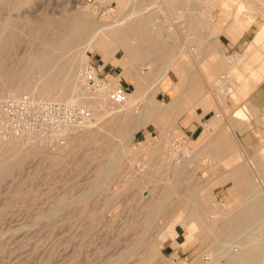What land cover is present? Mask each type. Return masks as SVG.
I'll return each instance as SVG.
<instances>
[{
    "label": "rangeland",
    "instance_id": "374dc122",
    "mask_svg": "<svg viewBox=\"0 0 264 264\" xmlns=\"http://www.w3.org/2000/svg\"><path fill=\"white\" fill-rule=\"evenodd\" d=\"M186 1L181 5L178 4L174 9H170V0H128L124 5L118 0H33L20 7L19 10L6 7L0 9V21L6 17H12L19 27L26 21L37 22L43 19H53L56 25H59L64 21L65 14L87 10L92 13L94 23H109L113 20L124 19L123 26L131 24V22L132 24L137 23V25L141 23L147 25L152 34H156L153 31L154 28H159L158 34L161 38L163 37L164 44L169 45L166 46L171 51L169 56L179 57L181 55L179 59L188 66L187 69L189 68L202 81V91L201 94H198V98L202 97L203 99V102L201 101L199 104L196 103L197 95L193 96L192 100L189 98L190 96L187 99V90L189 89L186 86H175L174 83L177 82L178 75L171 73L170 83L165 87L160 86L154 89L152 93L155 99L154 103L161 108V103L170 101L172 96L179 95L181 101L184 100L182 104L184 111L177 118L175 126L173 118L172 122L164 125L151 115L148 117L150 121L146 123L145 127L135 130L133 125L141 116L142 109L144 110V102L140 100L138 102L142 103H135L137 106L133 105L135 108L131 107L125 117L129 123L134 121L128 130L130 134L132 132L133 137L126 142L122 141V134L117 127L121 120L120 115L118 118H114L115 115L103 116L97 120L98 122L93 120L96 124L92 123L88 129L78 131L79 133H74L75 136L72 134L62 141L36 135L33 138L30 137L31 135L23 136L25 139L22 136L14 137L22 144L36 143L35 145L42 151L38 150V153L25 159L21 168L15 170L16 172L12 171L0 185V264H103L105 260L113 259V264H228L229 261V264H237L230 260L232 259L231 255H237L248 240L264 236V213L228 241L218 242L212 239H202L201 235L199 236L201 228H206L208 231L210 229L211 234L213 230L219 234L221 229L218 228H222L220 224L229 219L233 213L242 211L245 194L248 193L249 200L256 198L264 203V179L257 169L259 163H264V106L256 104L253 100L254 93L264 82V70L263 73L259 72L258 79L257 77L250 78L251 72L261 66L262 55L261 52L253 47L249 48L248 45L264 23V0H254V4L259 7L260 12L255 16L253 24L236 39L230 36L229 30L233 22L231 18L238 11L236 4L232 7L229 3L227 7V5L223 6L219 0H214L213 4L207 0ZM239 15L246 17L248 14L246 10H241ZM200 16L206 22L203 29L195 26V21L199 20L196 18ZM27 41L28 37L20 32V35L17 36L16 46L11 50L10 59L13 56H19V54L21 56L28 50ZM132 41L137 44L135 40ZM79 48L80 51L75 48L78 56L82 51V46ZM84 53L83 59L102 68V72L109 78H116L123 70V61H121L123 51L121 49L117 50L115 55L109 54L106 62L102 59L103 51L86 49ZM215 56L222 58L237 56L241 60L239 69L242 71V79L233 78L229 95L222 96L217 86L213 85L214 79L222 75L223 72L216 74L208 82L204 80V69L210 63L208 58ZM147 57L136 58L134 59L136 61L132 60L129 66H132V72L135 71L141 75L145 73L144 76L149 74L147 77L151 80L160 70L161 63L157 59H152L154 57ZM224 61L226 62V60ZM0 79L4 81L1 76ZM117 81L127 89L128 95L133 91V81H126L122 76H119ZM242 83L245 84L244 91L243 89L240 92L235 91V88ZM53 93L54 91L46 99H52ZM22 95H29V93L21 91L19 96ZM10 97L4 94L0 97V99H4L0 100V103ZM110 105L105 101L103 107L109 109ZM247 106L255 109L253 115L250 116L252 126L242 131H234L231 115ZM205 110L207 111L203 114ZM67 113L68 111L64 108L57 111L59 115ZM173 114H175L174 117H177L176 111ZM199 114L205 115L203 122L216 116L219 119V126L214 130L211 142L206 146H199L197 149V145L201 143V133L205 129L203 122H199L197 118ZM197 123L199 126L195 129ZM192 131L194 132L192 133ZM91 133L94 134L92 138H90ZM84 134H89V136L86 137ZM0 136L2 141L10 138L1 134ZM81 136L84 138L82 139ZM219 136H227L234 143L233 150L238 155L237 160L231 162L230 159V162L227 163L229 159L216 152L214 140ZM26 137H30L31 140ZM174 137L180 144L187 142V146L191 150L194 148L199 150L196 151L195 158L190 161L192 163L188 162L184 167L182 177L179 175L180 180H177L179 176L175 178L176 176L169 171L168 164L182 162L185 157L182 156L183 154L181 155V150L172 152L174 157L171 156L172 154L166 156L168 159L165 157V153L171 151L167 149L171 148L167 145L172 143ZM97 140L103 148L108 146L107 149L99 148L98 146L101 145ZM119 142H121L120 145ZM58 145L62 152L72 146L73 150H69L71 153L67 156L60 157L62 154L56 148ZM253 146L257 149L255 150ZM95 147H98L97 151L104 154L98 156L100 154L95 151L98 155L95 153L97 156L91 155L96 149ZM117 148L118 150H116ZM55 150L58 152H56L57 154L53 152ZM115 151L123 153V155L121 154L122 166L116 173L109 172L108 164L110 154ZM39 152H47V155ZM179 152H181L180 155ZM161 153L164 154V157ZM51 154L52 156L49 158L48 156ZM92 156L93 159H91ZM52 157L63 158L59 159V163L53 164L49 161ZM81 158L88 160L83 163ZM169 158L170 161H168ZM78 161L83 164L80 163L77 166ZM161 161L164 165L168 163L164 166L160 164ZM49 163L50 169L48 168ZM236 165H244L247 169L252 184L255 185H252V189H254L251 193L242 194L235 191L234 179L230 176V171ZM99 168H103L106 172L104 181L102 180L103 183L100 182V185L92 190L94 175ZM134 176L135 179L138 177L136 179L138 181L134 179ZM106 177L110 180H106L108 179ZM88 186H91L88 189L91 188L92 191L86 190ZM174 186L176 187L175 191ZM164 187L167 189H162ZM168 188L172 189V196H170L172 200L170 197L162 200L161 198L166 194V191L168 192ZM19 192L21 196L15 198V194ZM89 192H94L95 196L93 197ZM82 195L86 198H83ZM200 199L204 201L206 208L195 216L194 221H190V218L187 217L188 205H193L197 210ZM61 200L64 202H60ZM65 200L67 201L65 202ZM68 200L71 202L68 203ZM74 200L77 201L74 202ZM88 201L92 203L90 206H88ZM154 201L156 204L153 203ZM158 202L166 203L167 211L165 210L164 214H154V220L150 219L152 222L148 224L149 210H151L152 204L157 205ZM168 202L171 205L167 209ZM61 203L63 204L62 211L60 208L57 212L54 211L59 207L57 204L61 207ZM70 203L71 205H69ZM146 209H149V212ZM77 210L79 211L78 215ZM160 214L162 216L159 217ZM153 223L157 224L154 229ZM172 224L178 233L176 241L180 244L179 246L174 245V240L170 237L159 241L160 235ZM148 225H151L152 229L149 228L150 234L148 231L146 233V235L148 234L147 241L160 242L158 254L153 256L149 262H142L139 258L142 250V245H140L135 247L136 250L134 249L138 252L137 255L129 257L127 254L121 257L120 253L128 252L129 248L127 247H131L139 235L140 228L149 227ZM138 248L139 250H137ZM122 260L123 262H121ZM263 263L264 253L259 256L256 264Z\"/></svg>",
    "mask_w": 264,
    "mask_h": 264
},
{
    "label": "bare ground",
    "instance_id": "6f19581e",
    "mask_svg": "<svg viewBox=\"0 0 264 264\" xmlns=\"http://www.w3.org/2000/svg\"><path fill=\"white\" fill-rule=\"evenodd\" d=\"M32 1L33 0H0V9L6 7L9 9H13V10H15V9L19 10L20 7H22L23 5L31 3ZM118 1H120V3L122 5H124L128 2V0H118ZM185 1L186 0H170L169 8L174 9L175 7H177L178 4L181 5V3H185ZM207 1H209L211 4H213L214 0H207ZM219 2L223 6L227 5V7H228L229 3H230V6H232V7L234 6V4L237 5L238 11L231 18V19H233V22L230 25V29H229L230 30V36H232V38H234V39L239 38L253 24V22L255 21V18H256L255 16L260 12L259 7L254 4L255 3L254 0H239V1H237V0H222V1L219 0ZM80 5H78V6L82 7ZM76 7H77V5H76ZM241 10H246L248 15L246 17H241L239 15ZM64 17H65V19H63L64 21H62V23H59V25H56V22L53 19H43V20L37 21V22L26 21V23H24L21 27L18 26V24L14 21V19L12 20V17H6V18H4V20L0 21V76L4 78V81H1V79H0V97H2L4 94H7V96L15 97V96H19L21 91H27V93H29V95L31 97H33V99H41V98L46 99L51 94V92L54 91V93L52 95L53 96L52 99H49V100H57V101L66 102V101H71L74 98H82L84 100H87L89 106L92 108L93 118H94L95 122L97 120L101 119V117H103V116L106 117L107 115H109V116L115 115L116 117H114V118H118V116L120 115L119 117L121 120L118 123L117 127H118V130L120 131V133L122 134V141L126 142V140H130L133 137L132 132L130 134L128 132V130H130V127L132 126L134 121L130 120L132 123L131 122L129 123L125 117H126L127 113L129 112V110L131 109V107L132 108L134 106L136 107L137 105H135V103L137 104V102L140 100H142V102H144L143 103L144 104V110L142 109V112L140 110L141 116H139V119H137L138 121H136L135 124L133 125L135 127V130L142 128V127H145L146 123L148 121H150L148 119V117H150L151 115L155 120H160V123H162L164 125H167L170 121L172 122V118H173V119H175V121L173 120L174 121L173 125L174 126L177 125L176 120L184 111V107L182 106V104L184 102V100H183L184 98L182 97L183 101H181L179 95L178 96H172L170 101H168L166 103H161L162 104V108H161V107H158L154 103L155 99H154V95L152 93V91L154 89L159 88L160 86L165 87L170 83L171 73H176L178 75V80H177V82L174 83L175 86H184V87L186 86L189 89V90H187L188 91L187 96H186V94H187L186 90H185L186 94H183L184 96L187 97V99H189V98L191 99L193 96H196V95H197L196 96V99H197L198 94H201L200 92L202 91V81L200 80V78L198 76H196L194 73H192V71L189 68H188L189 70L187 69L188 66L186 64H184L179 59V57L181 55L179 57H170L169 56L171 51H170V49H168L166 47L169 45H167V44L165 45L163 42L164 41L163 37L161 38V36L158 34L159 28H154L153 31H154V33L156 32V34H152L151 33L152 31H150V28L147 25H144L141 23H140V25L139 24L137 25V23L132 24V22H131V24L129 23V24H126L123 26L124 19L113 20L109 23L108 22L107 23H94L92 20V13L90 11H87V10H82V11H77V12H69V13L65 14ZM196 19H199V20L195 21V26L201 27V29H203L202 27L206 23L203 20L204 18H202L200 16ZM20 32H21V34H25L28 37L27 43L29 45V48L25 53L23 52L24 54H22L21 56L19 54V56H17V57L13 56L12 59H10V55H11L10 53H12L11 50L14 48V46H16L15 44H17L16 43L17 42V36L20 35ZM132 40H135L137 42V44L136 43L134 44ZM197 42H199V41H197ZM248 45H249V48L253 47V49L257 50L258 52H261V55H262L261 66L254 69L251 72V77H250V78L254 77V79H255V77H257V79H258L259 78L258 77L259 72L263 73V70H264V23L257 30L256 34L253 36L251 42H249ZM80 46H82V51H81L80 55L78 56V54H76L75 48H77V50H79ZM86 49H89L91 51H103L102 59L104 62H106L108 60L109 54L115 55L117 50H120V49L123 51V56H122V60H121V61H123L122 62L123 63L122 64L123 70L120 73V75H118L116 78L112 77V79L116 82L118 77L122 76L126 81H133L134 89L127 96V99L124 103H122L120 105H113V106L111 104L109 109L108 108L105 109L103 107L104 102H105L104 99L90 95L89 93H86L84 91L83 86H82V81H81V69H82V66L86 62L83 59L85 56L84 52ZM176 53H178V52L176 51ZM147 56L154 57L152 59H157V61L159 63H161L160 70L158 71L157 75L154 78H152L151 80H150V78L147 77L149 75L148 73H147L148 75H146V76H144V74H145L144 72H143L144 73L143 75H141V73L139 74L135 71H134L135 72L134 73V72H132L133 70L131 69L132 66L131 65L129 66V63L130 62L132 63V60H134L136 58H143V57L148 58ZM151 57H149V58H151ZM208 60L210 63L204 69V80H207V82H208L212 79L213 76H215L216 74H218L220 72H223L222 75H220L219 77H216L214 79L213 85L217 86L220 93H222V96H225L227 94L229 95V93L232 89L233 78L234 79L237 78L238 80L242 79V71L239 69V64L241 62L240 58L237 56H235V57L227 56L225 58L215 56V57H211L210 59L208 58ZM224 60H226V62ZM134 61H136V60H134ZM152 61H154V60H152ZM151 75H152V73H151ZM229 85H230V88H229ZM244 87H245V84L242 83V84L238 85L237 88H235V91L240 92V91H242V89ZM243 91H244V89H243ZM188 96H190V97L188 98ZM2 99L3 98H1L0 100H2ZM196 99H195V101H196ZM201 101L203 102L202 97L198 98L196 103L199 104V103H201ZM142 102H138V104L142 103ZM196 103H195V106H197ZM174 111L177 112V117L176 116L174 117V115L176 114V113L173 114ZM206 111L207 110H205L204 113ZM254 112H255L254 108L247 106V107L241 109L240 111L234 113L233 115H231V118L233 121L232 127H233L234 131L235 130L242 131L244 129H248L249 127H251L252 122H251L250 116H252ZM95 122H93V123L96 124ZM203 124H204L203 127L205 129L201 133L202 139L200 140L201 143L199 145H197L198 146L197 149H199V146L203 147V146H206L208 143L211 142L212 137H213V132L219 126V119H217L216 116L211 117L207 121L203 122ZM87 129H88V127H87ZM131 131H132V129H131ZM78 133H77V135H78ZM74 136H75V134H74ZM85 136L87 137V136H89V134L85 135ZM92 136H94V134L91 133L90 138H92ZM33 137L34 136H32V138ZM26 138L29 139L28 137H26ZM81 138H82V136H81ZM1 139H0V185L6 176H8L12 171L19 170L21 168V166L23 165V162L25 161V159H27L31 155L33 156V154L35 155L36 153H38V150H39L38 146L35 145L36 143L35 144H25V143L22 144L19 140H17L16 138H14L12 136H10V138L3 140V141ZM35 139L36 138H34V140ZM150 139H152V138H150ZM176 139L177 138L174 137L173 140H176ZM29 140H31V138ZM78 140H80V139H78ZM98 140H99V137H98ZM98 140H97V142L99 143ZM214 141H215V145H214L215 148L214 149H216V152H218L220 156L222 155L223 157L229 159L227 163L230 162V159L232 160L231 162L238 159V155H236L234 153V150H233L234 149V143L232 141H230V139L227 136H219ZM33 142H35V141H33ZM99 144L101 145V146H98L99 148L101 147L102 149H107V147H108L107 146L106 148H103L102 144L101 143H99ZM120 144H121V142H119V145ZM68 145L69 144H67V146ZM72 145H74V144H72ZM261 145H262V143H261ZM39 146H40V144H39ZM58 146L56 148H58V150H59L60 146L59 147ZM168 146H170L171 148H167V149H170L171 151L168 153H165V157L166 156L168 157L169 154H172L171 156L174 157L172 152L179 151V149L182 152V153L179 152V155L181 153V155L183 154L182 156L185 157L180 164H177V163L176 164L174 163L171 165L168 164L169 171L173 175L176 176L175 178H177L179 175L181 176L183 170L185 169L184 167L187 165L188 162L192 161L195 158L196 151H199V150H197L195 148H194V150H191L187 146V142H181L178 149H173L172 143H170V145H167V147ZM74 147H75V145H74ZM98 147L97 148L95 147L96 149L94 148L95 150H94L93 154H91V155H95L98 152L100 155H98V154L97 155L101 156V154H102L101 151L100 152L97 151ZM164 147H165V145H164ZM112 148H114V147H112ZM119 148H120V146H119ZM151 148H150V150H151ZM157 148H159V146ZM253 148H254V146H253ZM102 149H99V150H102ZM254 149L256 150L257 147H255ZM62 150H64V149H62ZM69 150H73V146H72V148L67 149L63 152L61 150H59L60 154H62V155L59 154L60 157L61 156H67L68 154H70L71 152ZM108 150H110V149H108ZM116 150H118V148ZM95 151H97V152L95 153ZM102 151L108 152L106 150H102ZM111 151H110V153H111ZM53 152L56 153L57 151L55 150ZM252 152H253V149H252ZM91 153H92V151H91ZM40 154H46L47 155V152H45V153L42 152ZM121 154L123 155V153H118L116 151L112 152V154H110L109 163H108L109 164V172H115L116 173L120 170V168L122 166V161H123ZM161 154H163V153H161ZM54 155H53V157H54ZM97 155H95V156H97ZM51 156H52V154L48 157L50 158ZM176 156H178V155H176ZM42 157L44 159V156H42ZM53 157H52V159L49 160L53 164L59 163L60 162L59 159L63 158V157L62 158H59V157L53 158ZM162 157H164V154ZM208 157H210V156H208ZM258 157H260V156H258ZM94 158H96V157H94ZM81 159H83V158H81ZM91 159H93V156L91 157ZM252 159H254V158H252ZM257 159H256L255 163L257 162ZM46 160H47V156H46ZM83 160H82V162L84 163L85 160H88V159L84 158ZM170 160L171 159L169 158L168 161H170ZM179 160H181V158ZM203 160H204V158H203ZM261 160H263V159H261ZM75 162H77V161H75ZM86 162L88 163V161H86ZM50 163L48 164L49 169H50V167H49ZM80 163L81 162H79L77 164V166L80 165ZM83 163H81V164H83ZM190 163H192V162H190ZM160 164H163V162ZM166 164L165 165L163 164V165L166 166ZM204 165H205V163H204ZM98 166H97V168H98ZM104 166H105V164H104ZM97 168H95V169H97ZM103 168L102 169L99 168L96 171V173L94 175V184L92 185V190L95 189L96 186H99L100 182H101V184L103 183L102 180L104 179V176L106 174V172ZM95 169H94V171H95ZM257 169L264 179V163L263 162L259 163L257 165ZM115 173H113V174L115 175ZM111 176H112V174H111ZM136 176H138V175H136ZM180 176L177 178V180L181 179ZM230 176H232V178L234 179V187H235L236 192L245 194L246 192L251 193V191L254 189V188L252 189V185H254V183L252 184V181L249 177L247 169H245L244 165L234 166V168L230 171ZM109 177H110V175H109ZM106 178H108V177H106ZM131 178H130V181L133 180V178H132V180H131ZM111 179H113V178H111ZM134 179H135V176H134ZM106 180H110V179L108 178ZM136 181H138V180H136ZM125 183H127V182H125ZM174 183H175V181H174ZM170 184H172V183H170ZM172 185H170V186H172ZM176 186H177V184H176ZM89 187H91V186L86 187V190ZM101 187H102V185H101ZM101 187H99V188H101ZM90 189H88V190H90ZM162 189H165V187ZM166 189H167V187H166ZM175 189H176V187L174 188V191H175ZM92 190H90V191H92ZM161 192H159V193H161ZM85 193L87 194L88 192H85ZM93 193H92V196L94 197L95 195H93ZM95 193H97V192H95ZM171 193H172V189L168 188V192L166 191V194H164L161 199L164 200V199L169 198L170 196H172ZM15 195H16L15 198L16 197L19 198L21 196L20 192L16 193ZM247 195H248V193L245 194V196H246L245 198L243 197L244 202L242 204V211L233 213L232 215H230L229 219L222 222V224H220L222 226V228H218L219 230L221 229L219 234H217L214 230L212 231V234H211L210 229L208 231V229H206V228H201V232H199V236L201 235L202 239H209V240L212 239V240H216L218 242L228 241L230 238H232V237L236 236L238 233H240V231H242L246 226L250 225L259 215L264 213V203L260 199H256V198H254L253 200H251V198H250V200H249V196H247ZM82 197H83V195H82ZM156 197H155V199H156ZM83 198H86V197H83ZM170 199L172 200L171 197H170ZM91 200H92V198L90 199V201ZM66 201L67 200H65V202ZM76 201L74 200V202H76ZM155 201L153 202L154 204H156ZM60 202H64V201L61 200ZM69 202H71V201L68 200V203ZM169 203L170 202H168L169 206L167 205V209L171 205V203L170 204ZM88 204H89L88 206H90V204H92V203H89V201H88ZM154 204H152V208L150 207L151 210L146 209L147 212L150 211V215H149L150 218L148 219V224H150V222H152V220L150 221V219H153L154 214H157V213L164 214L167 211L165 209L166 203L163 204L162 202H158L157 205H154ZM69 205H71V203ZM62 206H63V204L61 205V207L59 204H57L58 208L57 209L54 208V209H56L54 211L57 212L59 208H60V211H62ZM91 207H92V205H91ZM205 208H206V206H205L204 201L202 199H200L198 201V204H197V210L194 209L193 205H188L187 217L190 218V221H194L193 219L195 218V216L199 215L200 211H204ZM88 209L90 211V207ZM89 211L87 210V213ZM197 211H199V212H197ZM78 214H79V211H78L77 215ZM161 214L159 215V217L162 216ZM201 218H202V216H201ZM155 221L157 223V220H155ZM156 223H153L154 225L152 224L153 229H154V226L157 225ZM192 224H193V222H192ZM150 226L140 228L141 230L139 229L140 230L139 235L136 237V239L134 240L131 247L130 246L127 247V248H129L128 252L120 253L121 257L126 256L127 254H129V257H131V256L133 257V256L137 255L138 252L135 251L136 250L135 247L142 245L141 246L142 250L140 253V257H139L140 261L149 262L153 256H156V254H158V246L160 245V242H159L160 240H165L166 238L170 237L174 240V245H178V246L180 245L176 241L178 233L174 227V224L170 225L165 230V232H163L160 235L159 241L154 240L153 242H148L146 236L148 234H150V229H152V227H150ZM216 227H218V226H216ZM156 228H157V226H156ZM160 230H162V229H160ZM146 233H148V234L146 235ZM0 234H1V232H0ZM137 250H139V248ZM262 253H264V236H262L261 238L255 237V238H252L251 240H248L246 245L241 249V251L237 255H231L232 259H230V260L234 261L237 264H256L259 256ZM118 255H117V257H118ZM113 260H105L103 264H113L114 263ZM121 262H123V260ZM229 263H230V261L228 262V264Z\"/></svg>",
    "mask_w": 264,
    "mask_h": 264
},
{
    "label": "built area",
    "instance_id": "2783aa9c",
    "mask_svg": "<svg viewBox=\"0 0 264 264\" xmlns=\"http://www.w3.org/2000/svg\"><path fill=\"white\" fill-rule=\"evenodd\" d=\"M81 81L86 93L102 98L109 104L120 105L127 99V89L91 61L82 66ZM61 108L68 113L57 114ZM93 120V110L88 101L82 98L61 103L22 95L0 103V134L8 137L36 135L62 141L89 127ZM172 145L173 149H178L180 143L176 139Z\"/></svg>",
    "mask_w": 264,
    "mask_h": 264
},
{
    "label": "crops",
    "instance_id": "0c3cea01",
    "mask_svg": "<svg viewBox=\"0 0 264 264\" xmlns=\"http://www.w3.org/2000/svg\"><path fill=\"white\" fill-rule=\"evenodd\" d=\"M253 100H254V102L256 103V104H258V105H263L264 106V82L258 87V90L254 93V95H253ZM203 114H205L204 112H203ZM203 114H199V116L197 117L198 118V120H199V122H203L202 120H203V117L205 116V115H203ZM203 115V116H202ZM199 126V124L197 123V125L195 126V129L197 128ZM194 131H192V133H193ZM178 236V235H177Z\"/></svg>",
    "mask_w": 264,
    "mask_h": 264
}]
</instances>
